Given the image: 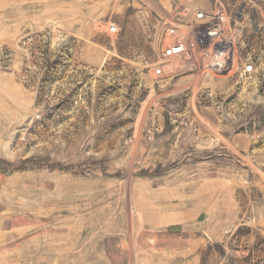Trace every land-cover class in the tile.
<instances>
[{"label": "rangeland", "instance_id": "374dc122", "mask_svg": "<svg viewBox=\"0 0 264 264\" xmlns=\"http://www.w3.org/2000/svg\"><path fill=\"white\" fill-rule=\"evenodd\" d=\"M218 5L254 71L163 61ZM0 264H264V0H0Z\"/></svg>", "mask_w": 264, "mask_h": 264}, {"label": "built area", "instance_id": "2783aa9c", "mask_svg": "<svg viewBox=\"0 0 264 264\" xmlns=\"http://www.w3.org/2000/svg\"><path fill=\"white\" fill-rule=\"evenodd\" d=\"M188 10L189 19L193 18L192 22H184L182 18H178L166 29L165 42L161 50L163 61H170L175 57L192 60L197 57L198 53L203 58H208L211 49H214V62L211 64V69L215 74L225 76L241 69V72L247 75L254 71L252 63L242 60L238 62L237 60L235 44L228 33L229 16L224 6H216L211 14L198 8ZM196 22H201L202 24H199L202 26L194 29ZM184 25L190 29L188 33H185L181 28ZM109 31L118 33L119 30L114 25ZM175 71L176 67L169 66L167 68L164 64L156 68V74L159 76L172 74Z\"/></svg>", "mask_w": 264, "mask_h": 264}]
</instances>
